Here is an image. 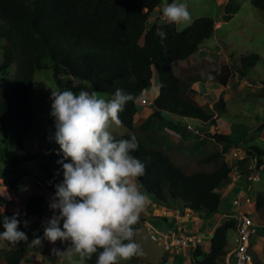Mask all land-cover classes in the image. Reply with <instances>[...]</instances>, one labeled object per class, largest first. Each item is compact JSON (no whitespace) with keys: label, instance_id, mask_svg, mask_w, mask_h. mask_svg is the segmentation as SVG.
<instances>
[{"label":"trees","instance_id":"trees-1","mask_svg":"<svg viewBox=\"0 0 264 264\" xmlns=\"http://www.w3.org/2000/svg\"><path fill=\"white\" fill-rule=\"evenodd\" d=\"M171 1V0H169ZM163 0H0V130L12 136L16 152L14 166L37 162L39 176L46 187L55 191V185L63 181V168L58 163L62 155L59 149L45 148V152L31 153L25 147V136L33 124L31 97L34 75L44 69H52L54 80L61 88L69 84H85L109 99L117 89L132 92L140 97L157 76V95L150 104L148 118L135 126L139 113L138 103L129 102L119 114L128 133L117 139L135 135L138 149L132 153L146 165V173L138 177L141 190L146 191L152 202L167 213L176 214L177 209L190 208L188 216L199 214L202 219L214 214L220 207L221 185L229 183L231 175L240 171L250 175L252 160L257 169L264 164V149L256 144H242L243 139L226 132L222 116L228 113L225 100L220 97L213 105L217 115L207 112L193 96V85L200 81L177 76L173 71L175 62L185 61L197 53L203 43L215 33V25L222 23L219 13L193 20L179 30L175 23H153L148 26L151 15ZM259 12H264V0H249ZM231 4L226 13L235 14ZM218 12V11H217ZM157 28L166 32L165 45L155 35ZM261 59L257 53L243 56L240 62L223 64L207 72L220 89L228 86L236 75L246 77ZM134 75V81L129 78ZM264 99V96L262 97ZM255 101V100H254ZM169 115L198 121V133L203 139L212 138L221 145L219 149L200 156L192 168L177 163L161 148L145 145L138 137L143 131L148 136L160 129L158 124L181 134L190 133L188 124L170 120ZM188 127V128H187ZM260 127L264 128V119ZM236 132L237 136L240 132ZM191 136V135H190ZM151 137V136H150ZM231 148L241 157L235 165L227 159ZM70 161H65L68 163ZM264 171V170H262ZM19 178L12 185L17 191ZM44 193L31 195L18 209L5 206L2 215H17L19 228L27 235L30 223L44 213ZM0 201H5L0 197ZM1 205V202H0ZM255 212L264 213V192L255 195ZM248 215V213H246ZM256 221L264 232V224ZM4 229L0 222V232ZM236 230V220L228 218L214 228L208 245L194 248L196 264H223L229 253L227 234ZM8 248H0V264H24L26 242L12 245L3 240ZM44 250V245L42 246ZM99 251V250H98ZM206 252V255H204ZM177 255V254H176ZM96 264V254L85 261Z\"/></svg>","mask_w":264,"mask_h":264},{"label":"rangeland","instance_id":"rangeland-1","mask_svg":"<svg viewBox=\"0 0 264 264\" xmlns=\"http://www.w3.org/2000/svg\"><path fill=\"white\" fill-rule=\"evenodd\" d=\"M173 0H163L162 4L151 15L148 26L153 23H168L167 19L162 15V8L164 5L172 3ZM177 3H185L191 14V21L188 23L177 24L179 30H182L189 26L195 18L203 16H214L219 13L222 23L215 25V33L208 40L203 43L201 49L191 56L186 61L175 62L173 65L174 73L182 78L196 77L200 81L196 82L193 87L197 90V93L193 96L197 102L209 113L217 115V111L214 108V101L222 97L228 107V113H224L222 116V123H224L225 131L231 133L233 137L243 139V143L256 144L259 148L264 149V128L260 127L262 120L264 119V12H259L254 8L249 0H175ZM228 4H231V9L236 10L235 14L226 13L225 8ZM218 11V12H217ZM250 53H257L261 56V59L255 64L254 68L250 70V73L246 77L236 75L231 78L228 86L224 89H220L211 79H209L207 72L217 68L223 64L231 62H240L243 56ZM157 76L155 74L153 78V86L151 90L144 92V99H151L157 95ZM32 97H31V109L33 115V124L27 131L25 136V147L31 153L38 151L45 152V149H41V142L45 133L52 125L53 118L50 116L51 111V89L61 88L54 80L52 69L47 68L37 72L33 78ZM71 90L78 91L80 88L86 90H93L91 87L85 84H69L68 87ZM103 95V94H102ZM105 99L107 97L103 95ZM255 100V101H254ZM149 101V100H147ZM139 113L135 118V126L142 124L147 117V113L150 109L149 104H144L143 101L138 103ZM170 120L176 123L190 122L188 130L190 133L178 134L177 132L167 128L165 125L158 124L160 129L155 135H150L139 132L138 137L142 142L152 148H161L166 151L170 157L177 163L183 164L186 167L192 168L196 165L195 160L200 156L211 153L221 147L217 141L212 138L203 139V134L197 133L196 130L200 129L201 124L198 121L183 119L173 115H169ZM240 132L237 136L236 132ZM110 131L115 137L127 134L128 129L121 125L119 127L114 124L110 127ZM191 135V136H190ZM48 149H59V145L55 141H51L46 146ZM236 148H231L226 155L227 159L232 165H235L237 160L241 157L238 155ZM16 152V142L11 135L4 133L0 130V181L7 188V196L2 197L5 201H0L3 208L5 206L18 210L31 195H40L51 189L46 187V184L41 180L37 162H26L20 166H14L12 159ZM235 173H239L235 171ZM19 179L17 185V191L13 190L12 183L16 178ZM260 181H253L251 195H255L262 191L264 192V171L260 172ZM136 182L139 185L138 178ZM226 184H223L218 189V192L222 195V201L219 209L214 214H207L205 216V226L217 227L225 222L228 218H232L231 213L241 211L242 213H248L249 216L255 218L261 224H264V213L255 212L253 202L241 205H234L232 202L233 195L223 194ZM2 191V187H0ZM142 191V190H141ZM50 197V195H48ZM51 199V198H50ZM49 198L44 203V213L40 218L33 219L28 223L29 234L28 240L34 239L36 236H43L42 224L52 216V211L49 208ZM150 209L148 205L145 207L148 217L154 215V210ZM159 210V209H158ZM161 212V210H159ZM190 211L188 206L184 207V210L177 209L176 215L181 216L186 224L191 226L193 231L202 230L201 220L199 224H196V220L201 218L199 214L193 213L191 216H186V212ZM191 212V211H190ZM222 215H225L224 217ZM169 216V218H168ZM173 213L168 212L163 216L161 213H157L154 218L157 221L158 227L154 229L162 233H167V228L164 227V218L172 219ZM180 217V218H181ZM208 222V224H206ZM62 227V224H61ZM135 235L134 241L141 245L143 250L142 256H134L127 261H119L118 264H196L193 259L194 248L185 247L182 250V254L175 255L167 251L162 242L154 241L150 237V233L147 226L139 220V222L133 226ZM170 228V227H169ZM180 230L176 229L178 233ZM191 233H196V232ZM190 233V232H189ZM203 236V233L201 234ZM236 231L231 230L227 234L228 239V251L235 246L236 243ZM204 238V237H203ZM203 239V244L204 242ZM251 247L255 256L264 254V232L261 226L257 227V233L251 238ZM68 242L62 243L57 240L55 243L43 240L42 245H32L26 243L27 254L24 259V264H80L79 255H74L71 260L68 257H57L53 254L52 249L64 250L67 247ZM44 245V250L42 246ZM208 245V243L206 244ZM258 245V248L256 247ZM0 248H8L7 244L0 240ZM206 252H204V257ZM255 260V257H254ZM260 263L255 260V264H264V257L260 258ZM84 264H86L84 262Z\"/></svg>","mask_w":264,"mask_h":264},{"label":"clouds","instance_id":"clouds-1","mask_svg":"<svg viewBox=\"0 0 264 264\" xmlns=\"http://www.w3.org/2000/svg\"><path fill=\"white\" fill-rule=\"evenodd\" d=\"M162 15L170 23L191 21L187 5L175 0L163 6ZM155 35L166 51V32L157 28ZM135 79L134 75L129 78L130 82ZM49 99L55 129L49 140L59 145L57 155H62V159L58 163L64 177L55 185L49 202L53 214L42 224L43 236L34 234L29 241L19 228L18 214L2 215L5 209L0 206L4 229L0 240L12 245H42L43 240L68 242L64 250L53 248V254L69 260L79 255L80 264L93 254L96 264H118L142 256L141 245L133 239V226L150 203L148 193L141 191L142 186L136 182V178L145 175L146 165L132 154L139 147L135 135L117 139L110 131L113 124L122 125L119 114L126 105L138 103L140 97L123 89L105 99L96 90L53 88ZM0 187V197H6L7 188L2 181ZM24 225L27 227L28 221Z\"/></svg>","mask_w":264,"mask_h":264},{"label":"built area","instance_id":"built-area-1","mask_svg":"<svg viewBox=\"0 0 264 264\" xmlns=\"http://www.w3.org/2000/svg\"><path fill=\"white\" fill-rule=\"evenodd\" d=\"M251 169L253 172L248 175L249 182L260 181V172L264 170V164L260 165V168L257 169V161L253 159ZM254 199L250 195V191L246 190L244 193L236 195L232 202L234 205H241L242 203L249 204L254 202ZM162 214L166 215L167 212L164 211ZM231 217L236 220V243L224 257L223 264H255L251 247V238L257 233L255 218L246 215V213H242L240 210L232 213ZM147 229L152 240L162 242L164 248L174 254H178L185 247H190V249L196 248L199 244L203 243L202 241L204 239L199 233L179 231L176 234H160L152 226H148Z\"/></svg>","mask_w":264,"mask_h":264},{"label":"crops","instance_id":"crops-1","mask_svg":"<svg viewBox=\"0 0 264 264\" xmlns=\"http://www.w3.org/2000/svg\"><path fill=\"white\" fill-rule=\"evenodd\" d=\"M186 61V60H185ZM152 88V87H151ZM155 97V96H154ZM154 97H152L151 99H143L142 101H143V103L144 104H151L152 103V100L154 99ZM147 100H149V101H147ZM149 112H150V109H149V111L148 112H146L147 113V117H145V119H147L148 118V115H149ZM190 122L191 121H189V122H184L183 124H188V125H190ZM189 127V126H188ZM237 172H239V173H235L234 172V174L233 175H231V180L229 181V183H227L226 184V188L224 189V193L223 194H225V195H228V194H232L233 195V198L236 196V195H238V194H241V193H244L246 190H249L250 191V193H251V189H252V184L249 182V180H248V176L247 175H244V174H242L240 171H238L237 170ZM54 193H55V191H53V190H50V191H47V192H45V198L47 199V198H49V201H50V198L54 195ZM48 195H50V197L48 196ZM251 195V194H250ZM252 196V195H251ZM253 197V196H252ZM223 198V197H222ZM233 198H232V200H233ZM254 198V197H253ZM149 201H150V203L148 204V208H150V209H153L154 207L155 208H157L156 210H154V215H150V217H148V213L146 212V210H144L142 213H141V215H140V221L141 222H143V224H145L147 227L148 226H152L153 228H155V227H158L159 225L157 224V221H156V219L154 218V216L157 214V213H161V215H162V211L160 212L159 210V208H158V206L157 205H155L153 202H152V200H151V198L149 197ZM159 209V210H158ZM51 210H49L48 212H50ZM176 213H178V212H176ZM190 212H186V216H188V214H189ZM168 214V213H167ZM166 214V215H167ZM232 214V213H231ZM163 216H165V215H163ZM223 217L225 216V215H222ZM229 216H231V215H229ZM172 217V219L170 220V219H168L169 218V216H168V218L167 217H165L164 218V227H166L167 228V233L168 234H173V232H176V229H179L180 231H186V232H192L193 230H192V228H191V226H189V224H186L185 222H184V219L181 217H179V215L177 214H174L173 213V216H171ZM201 219V218H200ZM200 219L198 220V222H197V220H196V224H199V221H200ZM205 218L204 219H202V221H201V223H202V225H203V227H202V230H198V227L196 228V231H193V232H196V233H199V234H202L203 233V237H204V239H206V240H204V242H206L205 244H203V245H206L207 243L209 244V241H210V237H211V235H212V233H213V230H214V228L215 227H210V225H211V222L208 224V222L209 221H207V223L206 224H208L209 226L208 227H204L205 226ZM155 226V227H154ZM170 227V228H169ZM251 243H253V241L251 242ZM263 247H264V241H263V245H262ZM256 247L258 248V245H256ZM182 250L183 249H181V251L177 254V255H179V254H182ZM231 250V249H230ZM174 254V253H173ZM254 254V253H253ZM176 255V254H175ZM260 258H263L264 257V254L263 253H261L260 255ZM259 256L257 257V256H255L254 255V257H255V260L256 261H258L259 263L261 262L260 260H259Z\"/></svg>","mask_w":264,"mask_h":264},{"label":"water","instance_id":"water-1","mask_svg":"<svg viewBox=\"0 0 264 264\" xmlns=\"http://www.w3.org/2000/svg\"><path fill=\"white\" fill-rule=\"evenodd\" d=\"M148 90H151V86L148 87ZM54 122L52 125L49 127L47 132L45 133V136L43 137V140L41 142V149H45L47 144L50 142L49 137L54 133Z\"/></svg>","mask_w":264,"mask_h":264}]
</instances>
